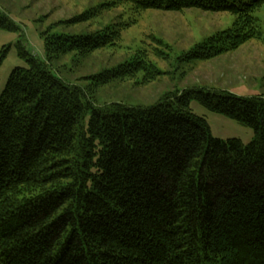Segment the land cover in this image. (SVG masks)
<instances>
[{
    "label": "trees",
    "instance_id": "obj_1",
    "mask_svg": "<svg viewBox=\"0 0 264 264\" xmlns=\"http://www.w3.org/2000/svg\"><path fill=\"white\" fill-rule=\"evenodd\" d=\"M122 1L233 14L232 29L188 61L258 38L255 12L264 6ZM0 28L20 31L1 14ZM116 35L43 37L41 58L19 44L25 66L12 70L0 96V264H264V97L192 86L148 105L117 95L101 102L102 86L161 74L143 56L73 77L59 63L73 52L81 66ZM192 99L250 126L253 139L213 137L189 110Z\"/></svg>",
    "mask_w": 264,
    "mask_h": 264
},
{
    "label": "rangeland",
    "instance_id": "obj_2",
    "mask_svg": "<svg viewBox=\"0 0 264 264\" xmlns=\"http://www.w3.org/2000/svg\"><path fill=\"white\" fill-rule=\"evenodd\" d=\"M0 14L15 22L20 31L0 28V52L7 48L0 63V96L10 73L25 62L18 54L21 43L36 57L44 56L47 36H83L118 33L109 44L94 50L81 66L70 52L59 62L64 70L78 76L96 72L121 60L143 56L160 75L144 85H105L97 90L101 101L121 96L128 103L148 105L166 91L188 87L226 90L238 96L264 97V6L255 12L259 37L235 49L206 60H187L198 46L232 29L235 16L227 12L184 9L181 11L139 10L122 0H0ZM75 59L73 61V56ZM192 56V55H191ZM164 74V75H163ZM143 73L137 74L142 79ZM136 79V80H137ZM189 110L208 122L213 137L237 138L243 144L254 137L250 126L224 114L211 111L192 99Z\"/></svg>",
    "mask_w": 264,
    "mask_h": 264
}]
</instances>
